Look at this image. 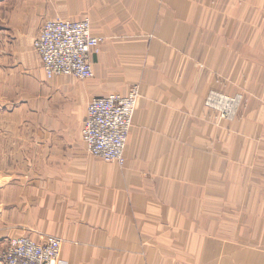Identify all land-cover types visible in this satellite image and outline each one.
I'll list each match as a JSON object with an SVG mask.
<instances>
[{
	"label": "crops",
	"instance_id": "obj_1",
	"mask_svg": "<svg viewBox=\"0 0 264 264\" xmlns=\"http://www.w3.org/2000/svg\"><path fill=\"white\" fill-rule=\"evenodd\" d=\"M86 17L94 77H47L40 28ZM134 84L124 164L94 157L90 101ZM22 235L70 264H264V0H0V264Z\"/></svg>",
	"mask_w": 264,
	"mask_h": 264
},
{
	"label": "built area",
	"instance_id": "obj_2",
	"mask_svg": "<svg viewBox=\"0 0 264 264\" xmlns=\"http://www.w3.org/2000/svg\"><path fill=\"white\" fill-rule=\"evenodd\" d=\"M102 38L93 34L88 17L82 20L54 19L46 21L34 39L33 47L49 78L73 76L80 80L94 77L93 57ZM141 96L139 84L126 95L111 93L93 98L82 127L87 151L103 161L123 165L128 137ZM241 95L229 96L211 88L205 98L207 107L217 111L219 119L234 120ZM2 264H70L63 258L62 240L47 237L43 243L22 235L7 243Z\"/></svg>",
	"mask_w": 264,
	"mask_h": 264
},
{
	"label": "rangeland",
	"instance_id": "obj_3",
	"mask_svg": "<svg viewBox=\"0 0 264 264\" xmlns=\"http://www.w3.org/2000/svg\"><path fill=\"white\" fill-rule=\"evenodd\" d=\"M213 89H215V88H213ZM216 90V89H215ZM226 94V93H225ZM226 95H228V94H226ZM236 95H241L242 96V98H241V102L243 101V93L241 94V93H237V94H235L234 96H236ZM229 96H231V95H229ZM241 105V104H240ZM238 111H239V109H238ZM25 122V121H24ZM19 127L18 128H20V131H18V135H21L20 133L22 132V133H24V128H25V124H21V125H18ZM23 127V128H22ZM22 128V129H21ZM29 128V125L27 126V129ZM34 135H40V134H37V133H34Z\"/></svg>",
	"mask_w": 264,
	"mask_h": 264
}]
</instances>
